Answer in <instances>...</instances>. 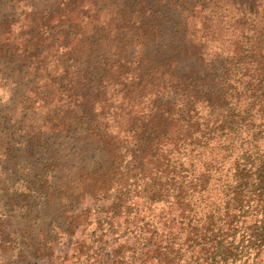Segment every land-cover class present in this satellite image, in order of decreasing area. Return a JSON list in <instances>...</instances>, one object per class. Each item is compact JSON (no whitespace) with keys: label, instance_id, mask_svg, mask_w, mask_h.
Returning <instances> with one entry per match:
<instances>
[{"label":"trees","instance_id":"16d2710c","mask_svg":"<svg viewBox=\"0 0 264 264\" xmlns=\"http://www.w3.org/2000/svg\"><path fill=\"white\" fill-rule=\"evenodd\" d=\"M101 1L62 53L71 159L17 196L52 237L0 264H264V0Z\"/></svg>","mask_w":264,"mask_h":264},{"label":"rangeland","instance_id":"374dc122","mask_svg":"<svg viewBox=\"0 0 264 264\" xmlns=\"http://www.w3.org/2000/svg\"><path fill=\"white\" fill-rule=\"evenodd\" d=\"M101 2L0 0V240L30 244H21L17 260L40 261L33 244L52 237L54 207L38 206L28 215L17 196L24 186L40 189L39 178L71 159L77 121L67 109L69 66L62 53L71 42L98 52L96 43L107 34L97 24L105 18ZM90 154L89 148L82 158Z\"/></svg>","mask_w":264,"mask_h":264}]
</instances>
